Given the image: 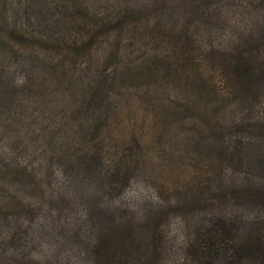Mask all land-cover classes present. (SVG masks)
<instances>
[{"label":"rangeland","instance_id":"obj_1","mask_svg":"<svg viewBox=\"0 0 264 264\" xmlns=\"http://www.w3.org/2000/svg\"><path fill=\"white\" fill-rule=\"evenodd\" d=\"M249 220L264 0H0V264H229Z\"/></svg>","mask_w":264,"mask_h":264},{"label":"trees","instance_id":"obj_2","mask_svg":"<svg viewBox=\"0 0 264 264\" xmlns=\"http://www.w3.org/2000/svg\"><path fill=\"white\" fill-rule=\"evenodd\" d=\"M246 224L242 238L235 244L231 239L229 264H264V220L257 222L249 220ZM225 227L229 232H232V229L233 231L239 229V225L234 220L231 225L232 229ZM205 264H210V262H205Z\"/></svg>","mask_w":264,"mask_h":264}]
</instances>
